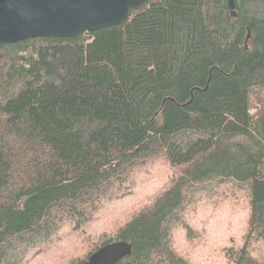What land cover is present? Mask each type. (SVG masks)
<instances>
[{"label": "trees", "instance_id": "1", "mask_svg": "<svg viewBox=\"0 0 264 264\" xmlns=\"http://www.w3.org/2000/svg\"><path fill=\"white\" fill-rule=\"evenodd\" d=\"M233 1L146 0L117 24L0 43V264H74L113 240L131 246L114 264H192L172 231L220 188L247 218L238 244L230 225L213 241L264 264V0Z\"/></svg>", "mask_w": 264, "mask_h": 264}, {"label": "water", "instance_id": "2", "mask_svg": "<svg viewBox=\"0 0 264 264\" xmlns=\"http://www.w3.org/2000/svg\"><path fill=\"white\" fill-rule=\"evenodd\" d=\"M146 0H0V43L34 36H73L120 23ZM230 9L234 1L228 0ZM131 251L125 240L100 245L74 264H114Z\"/></svg>", "mask_w": 264, "mask_h": 264}, {"label": "rangeland", "instance_id": "3", "mask_svg": "<svg viewBox=\"0 0 264 264\" xmlns=\"http://www.w3.org/2000/svg\"><path fill=\"white\" fill-rule=\"evenodd\" d=\"M163 161H159L151 165L149 171L152 169L156 175V180H161L166 174L168 168ZM142 176V174H139ZM141 180V179H140ZM137 186V185H135ZM141 187V184H138ZM152 186V187H150ZM149 188V189H148ZM148 189V190H147ZM159 189V182L146 186L141 193L153 194L154 191ZM140 196L139 190L134 187L131 194L127 195L125 199ZM146 196V195H145ZM210 196V197H208ZM144 201V199L142 200ZM246 200L242 191L234 192L233 194L224 188H220L211 195L197 198L194 203H191L183 216V221L186 222L190 228V232L184 227L176 226L172 231V245L175 250L184 255L192 264H228L226 258L222 254V242L216 244L213 239L216 237L217 229H225L229 225L233 227V234L228 232L233 239L232 244L239 243L240 235L244 233L246 210L244 207ZM231 229V228H230ZM235 229V230H234ZM112 228L106 230L107 234L112 232ZM228 237V236H227ZM230 237H228L229 239ZM66 242L62 237L56 243L52 242L49 246L55 247V255L57 247ZM74 243V239L69 240ZM257 243L251 245V251L254 254H261L264 256V240L261 247H257ZM48 246V247H49ZM53 248V247H52ZM253 248V250H252ZM261 251V252H260ZM37 255L32 258L28 264H34Z\"/></svg>", "mask_w": 264, "mask_h": 264}]
</instances>
